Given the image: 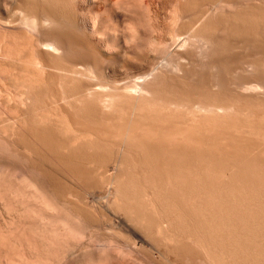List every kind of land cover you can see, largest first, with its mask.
<instances>
[{"label": "bare ground", "instance_id": "bare-ground-1", "mask_svg": "<svg viewBox=\"0 0 264 264\" xmlns=\"http://www.w3.org/2000/svg\"><path fill=\"white\" fill-rule=\"evenodd\" d=\"M95 1L0 0V264H264V5Z\"/></svg>", "mask_w": 264, "mask_h": 264}, {"label": "rangeland", "instance_id": "rangeland-1", "mask_svg": "<svg viewBox=\"0 0 264 264\" xmlns=\"http://www.w3.org/2000/svg\"><path fill=\"white\" fill-rule=\"evenodd\" d=\"M144 1V2H143ZM180 1V4L178 3ZM184 1V3H182V0H96L95 2H94V4L91 6V11H93V12H97L98 10H99V12H102V14L105 12V10L108 8V9H111L112 8V10L114 11V14H113V18H112V24L114 25V27H115V30H114V32L112 33L113 34V38L115 39H113L112 40V43H114L115 44V46L117 47V48H115L114 47V44H113V49H119L117 52H114V53H116V54H118V55H123L122 57H124V54H126V52L129 50L128 48H127V46L124 44V42H123V40H122V38H121V33L117 30V29H121L123 26L124 27H127L128 25L130 26V24L133 26H139L138 24H139V22L137 21V20H140V23H142V24H145V22H147V18L146 17H142L143 16V14H144V16H147L146 15V12H143V11H145V10H143V8H145V7H143V6H146L147 4H150V6L153 8V9H157L156 11L158 12V14H159V16H161L160 18H162L161 20L165 23V24H169V21L171 20V17L175 14V11H174V9L173 8H175V10L177 9L176 7H181V9H180V11L182 12V10H186V11H183L182 13H187V11H189V7L187 8V7H185V6H187V3L190 1V3L191 4H193L192 2L194 1V0H187L188 2L186 3L185 1L186 0H183ZM197 0H195V2H196ZM238 1V0H237ZM240 2H242L241 3V5H244V3H245V5L244 6H242V9H243V7H245V6H247V7H249V5H246L248 2V4H251L250 2L252 1V0H250V1H248V0H246V1H248L247 3L246 2H243V0H239ZM238 1V2H239ZM254 1V4L256 3V2H259V4L260 5H264V0H253ZM253 1H252V4H253ZM239 2V3H240ZM142 3V4H141ZM146 3V4H145ZM156 3V4H155ZM171 3V4H170ZM186 3V4H185ZM190 3H188V5L190 4ZM174 6H173V5ZM176 4V5H175ZM185 4V6H183ZM191 4L189 5L190 7H191ZM252 4L250 5V6H252ZM258 4V3H257ZM258 4V5H259ZM154 5V6H153ZM159 5V6H158ZM183 6V8L184 9H182V6ZM256 5V4H255ZM254 5V6H255ZM258 5H256V6H258ZM260 5L258 6V7H260ZM130 6V7H129ZM176 6V7H175ZM237 6H239L238 4H237ZM236 6V7H237ZM147 7V6H146ZM163 7V8H162ZM179 7H178V11H179ZM236 7H234V8H236ZM106 8V9H105ZM233 8V9H234ZM239 8V10L241 9L240 7H238ZM188 9V10H187ZM245 10L247 9L246 7L244 8ZM243 9V10H244ZM263 9V8H262ZM174 11V13H172L173 11ZM238 10V9H237ZM120 11V12H119ZM171 11V12H170ZM177 11V12H178ZM129 12V13H128ZM136 12V13H135ZM143 12V13H142ZM180 12V13H181ZM234 12H236V11H234ZM142 13V14H141ZM134 14V15H133ZM173 14V15H172ZM188 14H189V12H188ZM188 14H185L184 15V19H183V22H184V20L186 19V21L189 19L188 17H189V15ZM105 15V14H104ZM103 15V16H104ZM142 15V16H141ZM171 15V16H170ZM216 15V14H215ZM215 15H213L212 17L213 18H215L216 19V16ZM217 15H219V14H217ZM138 16V17H137ZM168 16H169V18H168ZM136 17V18H135ZM165 18V19H164ZM218 18V17H217ZM134 19H135V21L136 22H138L137 24H132L131 22L133 21V23H136V22H134ZM137 19V20H136ZM142 19H144V20H142ZM214 19V20H215ZM142 20V21H141ZM210 20H212L211 18H210ZM144 21V22H143ZM213 21V20H212ZM129 22H130V24H129ZM167 22V23H166ZM172 22V21H171ZM171 22H170V24H171ZM179 22L181 23L182 21L181 20H179ZM215 22H216V20H215ZM128 23V24H127ZM179 23V24H180ZM262 23H264V19H263V22ZM176 26L178 25V22L175 24ZM181 25V24H180ZM121 26V27H120ZM128 26V28H130ZM178 27V26H177ZM117 30V31H116ZM116 31V32H115ZM218 32H216L219 36H224L223 34H225V36H227L230 32H226V30H224V32L225 33H223V31H222V29H221V31L219 32V30H217ZM248 31V29H246V32ZM140 33V32H139ZM139 33H137V37H139V36H141L142 37V35H143V33H141V35L139 34ZM221 33H223V34H221ZM261 33H264V32H261ZM260 33V34H261ZM132 34V33H131ZM227 34V35H226ZM231 34V33H230ZM262 35H264V34H261L260 36L262 37V38H264V36H262ZM120 36V37H119ZM136 36V35H135ZM224 36V37H225ZM228 36H230V35H228ZM120 39V40H119ZM211 48V46L209 47V49ZM214 49H216V47L214 48V47H212L210 50L211 51H213ZM243 49V48H242ZM241 48H240V52L241 51H244V50H242ZM115 50V51H116ZM121 50V51H120ZM210 50H208V52H209V56H208V52H207V49H206V51H204V52H202V56L200 55V57H202V60H203V62H202V60H200V58H199V60L202 62V63H204L205 61H206V63L208 62V60H210L211 59V52H210ZM121 52L120 54L118 53V52ZM125 52V53H124ZM236 52V51H235ZM237 52H238V50H237ZM124 53V54H123ZM131 54V52L130 51H128V53L126 54V56L128 55V54ZM205 54V55H204ZM204 55V56H203ZM125 56V57H126ZM121 57V56H120ZM210 58V59H209ZM205 64V63H204ZM202 67V66H201ZM201 67H199L198 69H200ZM204 70V72L206 73V74H208L209 73V71L210 70H208L207 68L205 69L204 67H202L200 70ZM211 72V71H210ZM1 83V82H0ZM1 220V219H0ZM190 223V222H189ZM262 224H264V223H262ZM262 224H261V226H262ZM264 226V225H263ZM262 226V227H263ZM170 255V254H169ZM147 257H148V259H149V255H146ZM148 259H145V260H147L148 261ZM114 260V259H113ZM117 260V263H116V261H112L114 264H121L122 262H125V264L128 262V261H124V260H122L121 259V261H120V259H119V261L121 262H119L118 261V259H116ZM166 260V259H165ZM112 262H110V263H112ZM112 263V264H113ZM122 264H124V263H122ZM133 264V263H132Z\"/></svg>", "mask_w": 264, "mask_h": 264}]
</instances>
